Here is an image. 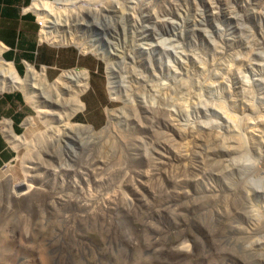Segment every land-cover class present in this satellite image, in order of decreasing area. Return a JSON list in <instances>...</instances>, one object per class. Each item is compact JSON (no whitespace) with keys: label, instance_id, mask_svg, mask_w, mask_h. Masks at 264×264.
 I'll use <instances>...</instances> for the list:
<instances>
[{"label":"rangeland","instance_id":"rangeland-1","mask_svg":"<svg viewBox=\"0 0 264 264\" xmlns=\"http://www.w3.org/2000/svg\"><path fill=\"white\" fill-rule=\"evenodd\" d=\"M46 4L70 20L55 43L99 59L111 103L80 140L25 100L22 146L0 172V264H264L239 184L244 163L264 168V0Z\"/></svg>","mask_w":264,"mask_h":264},{"label":"crops","instance_id":"crops-1","mask_svg":"<svg viewBox=\"0 0 264 264\" xmlns=\"http://www.w3.org/2000/svg\"><path fill=\"white\" fill-rule=\"evenodd\" d=\"M37 1L40 0H0L1 56L5 62L13 63L21 77L27 76L29 66L44 71L49 82L56 81L66 71L89 73V87L81 95L85 107L74 118L77 123L101 129L106 123L105 107H110L111 103L102 65L94 55L82 52L75 45H59L42 39L33 10ZM19 91L0 89V172L16 156L10 137L22 136L23 118L29 111L24 94Z\"/></svg>","mask_w":264,"mask_h":264},{"label":"bare ground","instance_id":"bare-ground-1","mask_svg":"<svg viewBox=\"0 0 264 264\" xmlns=\"http://www.w3.org/2000/svg\"><path fill=\"white\" fill-rule=\"evenodd\" d=\"M47 1L48 0H43L41 3H36V7L40 8V13L43 16L42 22H43L44 34L42 35V39H45V40L55 39L53 42H58V40H60L59 42L62 43V42H64V38H65L66 34H68V31L63 30L60 34L59 30H61V28L62 29L67 28L69 25L67 23V21L69 22L70 20L66 19L65 23L61 24V20H59L57 18H53L52 12L51 11L48 12L47 4L43 3V2H47ZM30 8H32V7H30ZM56 24H57V26L55 27ZM58 26L60 28H58ZM142 29H144V28H142ZM67 42L69 43V41H67ZM92 46H94L93 47V49L95 48L94 50H96L97 52L99 51V47L96 44H92ZM229 64L226 66L227 67L230 66ZM230 67L232 68V66H230ZM230 67H228L227 69H229ZM232 69H236V68L234 67ZM232 69H231V72H227L228 70L226 72L232 74V72H233ZM181 70H183V69H181ZM237 70L239 71L240 69H237ZM75 71H73V70L72 71H66L55 82L51 83L47 80L44 71L39 72L33 66H29L27 76L25 78H22L19 75V73L16 71L13 63H9V62L7 63L4 61V59L1 56V50H0V89L8 90V91H13V90L22 91L24 94V97L28 103H30V101L33 99L34 107L37 109L38 113L43 116V118L47 117L48 115H52V116H55L56 114L62 115L63 118H61L60 116H59L60 118L58 117L59 119H61L59 121L60 122V127H59L60 129L58 131L60 133H62L64 137H70L71 138L72 136H74V138L79 137L80 140H81V137H82V139L83 138H87V139L95 138L101 132L95 133L93 131L92 126H90V125L88 126L85 124H79V123H77V124L71 123V117H72L71 115H73V114L76 115V113L81 112L84 109L85 106H84V102L81 100V95L84 92H86V90L89 87V83H88L89 82L88 81V74L89 73H87L86 71H82V72H75ZM229 71H230V69H229ZM109 72L113 76L112 79L115 80V82L111 83V90L114 91L115 87H117L118 89H122V85H120L119 82L116 80L117 79L116 71L113 69V67L111 65L109 66ZM234 72H236V71H234ZM53 91H56L55 95H54ZM115 94H118V92H115ZM115 94H114V97L116 96ZM163 95L166 96V94H163ZM165 96H163V97H165ZM181 98H183V97H180V99ZM176 103H177V101H176ZM178 106L182 107L181 105H178ZM52 107L54 109H56L57 111L52 110ZM142 107H143V105H142ZM61 108L62 109H65V108L69 109L70 108V110L72 111V114H71V111L69 110L70 115L67 116V114H65L63 111H61ZM219 109L220 108H218V110ZM121 112L124 113L123 111H121ZM155 113H156V111H155ZM224 113H225L224 110L221 108V110H219V114H220V116L224 122L223 124H225V123L231 124V122H234V123L236 122V120H233L234 118H231L232 116H227V113H225V114ZM109 117H110L111 121L118 119V116L115 113V111L110 112ZM27 121H28V119L25 121V123L28 124L30 121H28V122ZM237 122H238V120H237ZM258 123L263 125V123L260 121ZM235 124L237 125V123H235ZM49 125H50V123H49ZM256 125L258 126L259 124H256ZM219 126H216V127L222 128L221 125H219ZM250 126H248L249 137L252 136L253 138H258L259 131L253 125H250ZM223 127L225 128V125ZM263 127H264V125H263ZM233 128L238 129V125L233 127ZM233 128H231V129H233ZM231 129H229L230 132L227 131L228 130L227 129L225 132H229V133L225 134V135L229 137V144L228 145H229L230 151L234 155V154H238L242 151L241 150L242 149V143H241L240 138H239L241 134L236 133L237 129H235L236 131L234 129L233 130H231ZM218 130L219 129H214L213 131L211 130L212 133L215 135L214 137H217V138H220V136L223 137L224 136V135H222L223 133L221 135H219L220 133H218ZM212 133H210V134H212ZM104 136H106V135H104ZM54 137H56V136L54 135L51 138L54 139ZM10 138H11V141L13 142L16 149L18 146H22L21 145L22 141H21L20 137H16L15 135H13ZM223 138L227 139L226 137H223ZM40 141H41V139H40ZM226 146H227V144H226ZM227 152H229V151H227ZM260 160H261V162L257 161L258 163L256 164V166H248L249 164H247V163H244V165L242 164L243 166H245L244 167L245 173L250 174V175L245 177L244 176L245 174H243V177H245V178L243 179V177L241 176L243 180L240 179L239 184L241 185V189H240L241 196H243V201L247 205L246 206L248 209L247 210L248 212L246 211L247 216L251 219L252 225L254 227V229H253L254 234L253 235H254V237H256V236L258 237L257 241H261V243L264 244V231H262V229H264V168L261 165L263 162L262 161L263 158H261ZM68 168H66V169H68ZM240 168H241V166H240ZM237 187H238V185H237ZM231 188H233V187H231ZM261 249H262L261 254L264 255V246H262Z\"/></svg>","mask_w":264,"mask_h":264},{"label":"built area","instance_id":"built-area-1","mask_svg":"<svg viewBox=\"0 0 264 264\" xmlns=\"http://www.w3.org/2000/svg\"><path fill=\"white\" fill-rule=\"evenodd\" d=\"M43 0H40V1H37L36 3H41ZM48 2V1H47ZM36 3L34 4V11L36 12V14H37V19H38V24L40 25V28H41V30H42V33H41V35H43L44 34V31H43V29H42V18H43V16L41 15V13H40V8H38V7H36ZM43 3H46V2H43ZM42 12V11H41ZM43 13V12H42Z\"/></svg>","mask_w":264,"mask_h":264},{"label":"clouds","instance_id":"clouds-1","mask_svg":"<svg viewBox=\"0 0 264 264\" xmlns=\"http://www.w3.org/2000/svg\"><path fill=\"white\" fill-rule=\"evenodd\" d=\"M48 41H52V40H48ZM53 42V41H52ZM53 43H55V42H53Z\"/></svg>","mask_w":264,"mask_h":264}]
</instances>
